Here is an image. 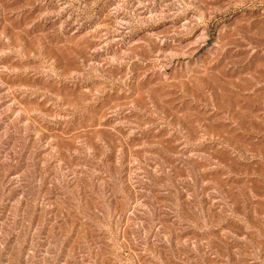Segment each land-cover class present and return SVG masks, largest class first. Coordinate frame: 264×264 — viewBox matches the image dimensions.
I'll return each mask as SVG.
<instances>
[{
  "label": "rangeland",
  "instance_id": "rangeland-1",
  "mask_svg": "<svg viewBox=\"0 0 264 264\" xmlns=\"http://www.w3.org/2000/svg\"><path fill=\"white\" fill-rule=\"evenodd\" d=\"M0 264H264V0H0Z\"/></svg>",
  "mask_w": 264,
  "mask_h": 264
}]
</instances>
